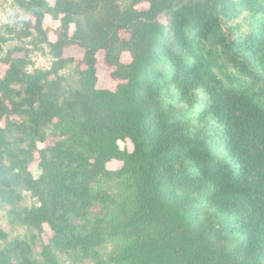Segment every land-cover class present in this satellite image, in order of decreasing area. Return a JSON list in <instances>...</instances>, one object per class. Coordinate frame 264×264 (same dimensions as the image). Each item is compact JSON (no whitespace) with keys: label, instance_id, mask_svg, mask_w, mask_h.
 Segmentation results:
<instances>
[{"label":"trees","instance_id":"trees-1","mask_svg":"<svg viewBox=\"0 0 264 264\" xmlns=\"http://www.w3.org/2000/svg\"><path fill=\"white\" fill-rule=\"evenodd\" d=\"M13 2L50 62L0 55V264H264V0Z\"/></svg>","mask_w":264,"mask_h":264},{"label":"rangeland","instance_id":"rangeland-1","mask_svg":"<svg viewBox=\"0 0 264 264\" xmlns=\"http://www.w3.org/2000/svg\"><path fill=\"white\" fill-rule=\"evenodd\" d=\"M11 13V15H9ZM21 15V12L13 2V0H0V17L4 19H8L13 21L12 23H4L0 22V24H11L12 27H18V18ZM45 24L52 28L51 30H55L58 28V22H55L49 18L45 20ZM3 29L1 33H3ZM4 41H0V55L4 54L9 49H12L14 46L20 47L23 50H27V56L34 63V66L38 67H46L49 65V58L45 55V49H39L41 47L40 43H37L35 40V34L33 33L32 37L26 39H18L13 34L9 35L6 31H4ZM50 37L54 38L53 34L50 33ZM35 44V45H34ZM39 46V48H38ZM78 51H74L73 53H77ZM5 66L0 64V75L3 73ZM32 68H29L31 70ZM61 74L65 77V82L63 84L62 93L67 96L70 87L72 86L75 74L73 67L67 66L65 69L61 71ZM99 86H113V83L108 82L107 73H103L102 77L99 80ZM19 87V86H16ZM66 136L58 135L57 140L64 139ZM122 145L121 142H119ZM37 162H32L30 164L29 169L34 174V176L38 175ZM118 162L113 161L110 164L111 168H115L118 166ZM104 185V184H103ZM107 190L119 193L121 192V186L116 182H110L106 186ZM22 189V188H21ZM24 199L20 202H17L13 205H7L4 203H0V229L5 231L7 234V239L11 238H26L29 235V229L22 224L13 222V214L12 209H22L29 207L34 203V199L31 198L30 193L24 189H22ZM101 215V205L99 203L93 204V206L89 210L88 220L92 222L95 217ZM75 223L81 225L83 222L81 220H75ZM81 229V228H80ZM2 244V240H0V245ZM122 244V240L119 237H107L105 236L103 243L98 247L99 253L102 258H105L108 253L113 250L118 249ZM41 245L37 243L35 249L40 250ZM60 264H96L95 260L90 258H85L81 261L70 262L65 258H61Z\"/></svg>","mask_w":264,"mask_h":264},{"label":"clouds","instance_id":"clouds-1","mask_svg":"<svg viewBox=\"0 0 264 264\" xmlns=\"http://www.w3.org/2000/svg\"><path fill=\"white\" fill-rule=\"evenodd\" d=\"M9 15H11V13H9ZM0 22H4V23H12L13 21L8 20V19H4L3 17H0Z\"/></svg>","mask_w":264,"mask_h":264}]
</instances>
